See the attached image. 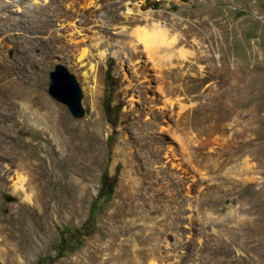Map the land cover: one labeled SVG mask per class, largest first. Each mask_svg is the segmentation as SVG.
<instances>
[{
    "label": "rangeland",
    "instance_id": "rangeland-1",
    "mask_svg": "<svg viewBox=\"0 0 264 264\" xmlns=\"http://www.w3.org/2000/svg\"><path fill=\"white\" fill-rule=\"evenodd\" d=\"M23 5L0 10V264H264V0Z\"/></svg>",
    "mask_w": 264,
    "mask_h": 264
},
{
    "label": "water",
    "instance_id": "water-1",
    "mask_svg": "<svg viewBox=\"0 0 264 264\" xmlns=\"http://www.w3.org/2000/svg\"><path fill=\"white\" fill-rule=\"evenodd\" d=\"M48 94L68 109L73 118H82L88 110L82 105V92L76 77L62 64H57L49 73ZM6 201H13L10 196Z\"/></svg>",
    "mask_w": 264,
    "mask_h": 264
},
{
    "label": "bare ground",
    "instance_id": "bare-ground-1",
    "mask_svg": "<svg viewBox=\"0 0 264 264\" xmlns=\"http://www.w3.org/2000/svg\"><path fill=\"white\" fill-rule=\"evenodd\" d=\"M32 1L33 0H24V1H21V0H7L6 2V4H1L0 5V10H4V9H7L8 7H11V6H16V8L18 9V8H20L21 7V5H27V6H29L30 5V3H32ZM35 3V2H34ZM23 5V6H24ZM154 36V38L155 37H157V33H152ZM41 109H44V114L46 115V118H48V125H50V126H52V127H54L61 135H63V134H66L65 132H64V129H63V126H62V124L61 123H59V119H58V117L55 115V111H56V108L53 106V105H51V104H49V103H46V101H45V103L43 104V107H41ZM88 131V130H87ZM87 134H89L88 132H87ZM63 142V141H62ZM71 144H72V146L73 147H77V145L79 144L77 141H75L74 143H72V142H70ZM68 144V143H67ZM81 144V143H80ZM86 145V144H85ZM84 145V146H85ZM80 148V147H79ZM83 148V147H82ZM83 150V149H82ZM70 154V153H69ZM77 154V153H76ZM71 155V154H70ZM74 155V154H73ZM72 155V156H73ZM74 157V156H73ZM90 157V156H89ZM88 157V158H89ZM82 158V157H81ZM71 159V158H70ZM94 258V257H93ZM95 258H96V256H95Z\"/></svg>",
    "mask_w": 264,
    "mask_h": 264
},
{
    "label": "trees",
    "instance_id": "trees-1",
    "mask_svg": "<svg viewBox=\"0 0 264 264\" xmlns=\"http://www.w3.org/2000/svg\"><path fill=\"white\" fill-rule=\"evenodd\" d=\"M109 77H110L109 74H107L106 75L107 83H109V81H110ZM109 115H110V112L106 111V117H107L109 123L112 126H114V121L109 118L110 117ZM115 183H116L115 176L108 175V173L106 171H104L101 174V177H100V189L98 191L96 200L92 203L91 208H90V215L91 216L95 215L100 209L98 207V201L100 199H103V198L107 199L108 197H110V195L113 192Z\"/></svg>",
    "mask_w": 264,
    "mask_h": 264
}]
</instances>
